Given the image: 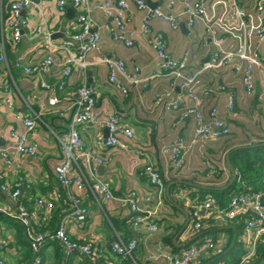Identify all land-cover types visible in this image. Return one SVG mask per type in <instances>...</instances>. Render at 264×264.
<instances>
[{"label":"crops","instance_id":"crops-1","mask_svg":"<svg viewBox=\"0 0 264 264\" xmlns=\"http://www.w3.org/2000/svg\"><path fill=\"white\" fill-rule=\"evenodd\" d=\"M12 1L0 0V52L4 57L0 61V147L14 141L12 130L25 132L22 121L16 119L17 114L24 117L38 115V125L28 133V137L38 145L39 154H12L9 161L0 162V184L7 182L11 190L18 184L21 186L18 187L20 193L17 199L13 200L8 193H0V257H5L10 264L27 260V246L18 240L25 235L24 231L18 236L20 229L16 228L17 223L9 218V214L16 213L20 204L30 208L33 200L48 190L60 191L53 175L54 166L62 161L55 134L68 129L75 109L77 89L82 85H91L96 90V108L103 115L110 112L121 114L134 135L131 138L119 135V139L126 143V149L115 147L106 150L97 136L101 134L107 137V128L99 122H88L78 126L83 147L106 156L107 164L98 167V174L108 183L113 195L119 198L131 195L144 215L148 216V221L156 223L158 227L153 232L146 224L133 227L130 224L132 212L127 203L105 200L86 187L77 192L82 204L89 209L85 227L78 229L68 223L67 234L79 243L95 241L102 248L98 251L97 259L90 261L78 250L68 256L62 251L59 257L58 243L52 242L50 245L45 244L42 250L43 264H123L124 259L112 253L109 245L114 235L123 237L127 230L130 231L128 240L132 238L137 243L135 258L141 264H164L162 253L178 252L209 236L220 240L222 252L231 238L230 247H233L235 240L237 246L232 254L223 258H216L218 254L213 250H205L196 264H235L243 253L242 222L234 220L227 226L213 224L201 232H192L189 204L179 199L175 190L193 191L188 185L223 186L231 176L225 167L226 153L236 146L264 142V75L260 71L261 64H256L253 70L252 92L245 91L241 74L235 73L231 67L202 70L214 50L204 21L212 24L223 37L222 47L237 48L245 44L248 55L254 50L264 54V46H258L255 38L256 28L264 25V0H203L204 20H196L192 26L187 25V16L182 14L185 6L182 0H146L150 9L158 8L165 14L177 15L176 25L155 17L151 20V27L163 37L170 58L183 64L187 75L198 74L200 84L196 89L202 97L199 107L203 115L208 117L209 111L216 109L230 130L227 136L212 140L203 148H187L183 152V164L178 169L171 168L168 156L162 154L160 148L174 141L185 145L190 141L195 128L194 121L188 118L176 122L178 110H174L170 103L177 100L190 105L192 101L181 89V81L172 79L161 67L162 61L153 50L150 37L141 31L143 12L138 11L131 2L125 15L127 29L134 31V34H126L132 42L126 45L123 41L113 40L109 30L113 25L112 18L100 9L94 10L92 18L102 26L98 47L87 56L85 68L72 67L71 74L64 79L65 85L61 87L63 76L60 63L66 52L59 48L44 50L46 38L37 32V28L51 31L53 43L60 46L69 34L81 31L76 10L69 3L64 10L59 11L55 0H40L37 4L24 7L21 10L24 20L22 36L15 44L5 24ZM101 1L93 0V3ZM237 8L243 12L239 14ZM242 21L249 27L248 33L243 29ZM49 54L54 59V65L48 71L32 74L15 66L18 59L32 64ZM112 56L124 62L126 75L117 72V77L127 89L126 95L108 81L109 70L104 59ZM135 68L138 69L136 72ZM131 74L140 80L137 83L129 82L127 75ZM43 82L50 84L52 90L44 87ZM5 90L13 100L11 109L2 100ZM157 95L163 99L159 104L154 103ZM51 96L60 98L56 105L57 113L52 110L49 112V107H46ZM229 99L233 101L232 111L227 109ZM149 160L155 162L165 185L171 181L182 184L171 190V200L165 192L161 206L156 203L152 184L144 171V165ZM81 170L88 177L85 166ZM192 193L191 198L199 197L200 200L208 195ZM58 207L52 213H58ZM224 253L227 254V251ZM213 255L216 256L211 259Z\"/></svg>","mask_w":264,"mask_h":264},{"label":"built area","instance_id":"built-area-1","mask_svg":"<svg viewBox=\"0 0 264 264\" xmlns=\"http://www.w3.org/2000/svg\"><path fill=\"white\" fill-rule=\"evenodd\" d=\"M182 1L185 4L182 14L187 16L188 26H192L196 20H204L205 3L203 0ZM55 2L59 11L64 10L66 5L70 3L77 12L76 20L81 27L80 33L69 34L60 46H56L53 43L51 31L42 27L37 28V32H41L46 38L43 46L44 50L59 48L66 52L60 63L63 76L60 83L61 87L65 85L64 79L71 74L72 67L76 65L80 68H85L88 64L87 56L98 47L102 26L96 24L93 20L91 14L94 10L100 9L112 18L113 25L109 30L113 40L123 41L126 45L132 44L126 34L132 35L134 31L127 29V18L125 15L132 2L138 11L143 12L141 31L150 37L151 46L157 57L162 61L161 67L168 72L172 79L181 81V89L184 90L188 99L192 101L190 105L177 100L170 103L174 110H178L176 115L178 121L176 122H183L191 118L195 123L192 138L187 145L182 144L180 141H174L160 148V152L168 156L171 168L178 169L182 166L184 161L183 152L187 148L191 146L203 148L208 142L218 140L230 133L226 121L219 117L216 109H211L208 117L203 115L199 107L202 97L196 89L200 84L198 74L187 75L184 72V65L176 63L168 55L161 34L154 31L151 27V20L155 17H160L176 25L178 22L177 15L165 14L158 8L150 9L146 0H130V2L128 0H102L95 4L93 0H55ZM31 4L33 3L30 0H13L10 4V15L6 19L5 24L15 44L21 39V28L24 25V20L21 18V10ZM237 12L241 14L243 10L237 8ZM204 24L206 32L212 38L214 50L210 54L208 61L203 64L202 70L231 67L235 73L241 74L245 91L252 92L254 88L253 70L256 64H261L260 71L264 75V54L254 50L252 54L248 55L245 44L237 48L222 47L223 37L219 35L212 24L205 21ZM242 25L243 29L248 33L249 27L245 25L244 21H242ZM255 38L258 46H264V25L256 28ZM3 59L4 57L0 52V61ZM104 61L109 70V83L126 95L127 89L117 77V72L126 75L124 62L114 56L105 58ZM52 65H54V59L50 54L48 56L44 55L39 62L32 64L29 62L25 63L21 59L15 62L16 67L32 74L39 71H48ZM137 70L135 68L134 71L136 72ZM127 79L131 83H137L140 80L133 74L127 75ZM43 86L52 90L48 83L43 82ZM95 94L96 90L93 86H80L77 89L75 109L68 129L61 134H55L62 154V161L54 166L53 175L65 192L63 193V191L57 189L48 190L33 200L31 210L20 204L16 213L9 214L12 218L21 222L24 226V234L29 240L30 257L19 264H43L42 250L48 241L53 240L63 249L64 253L67 254L66 256L72 251L78 250L82 256L90 261L97 259L98 251L102 249L101 246H98L95 241L82 243L73 241L67 234L68 223L74 224L78 229L85 227L89 209L82 204L77 192L85 190L86 187L91 192L101 195L105 200H117L127 203L131 208V223L133 227L146 224L150 231L157 230L158 225L148 221V216L144 215L143 210L131 198V195L126 198L114 196L108 183L98 174V167H104L107 164L106 156H101L83 147L78 126L88 122H99L107 128L109 132L107 137H103L101 134L97 136L102 147L106 150L115 147L126 149L127 145L119 139V135L128 138L134 135L133 129L121 114L110 112L103 115L96 108ZM168 94L166 93V95ZM2 100L6 107L12 108L13 100L6 90ZM162 100V97L157 95L154 103L159 104ZM59 101L60 98L57 96L48 98L46 107H49V112L51 110L53 113L58 112L56 105ZM229 101L227 109L232 111L233 101L231 99ZM37 116L24 117L20 113L16 115V119L22 121L25 132L17 133L12 130L11 136L14 141L11 144L0 147V162L9 161V156L12 154L20 156H36L39 154L38 145L28 137V133L34 131L38 125ZM82 166L87 169L88 177L82 172ZM144 166V171L152 184V193L157 199L156 203L161 206L166 192L165 181L153 160H149ZM18 185V187H21L20 184ZM18 187L15 186L11 190L9 184L4 182L0 184V193H8L9 197L14 200L19 197L20 189ZM191 193V191L184 189L175 190V195L189 204L191 209L190 230L197 233L213 224L227 226L234 220L241 221L244 237L242 243L243 253L235 264H256L259 257V248H264V192L261 190L233 192L229 196V202L226 207L221 206L217 198L212 194H208L204 199L200 200L199 197L191 198ZM149 199L150 197L147 196V200ZM57 205L60 206L62 212L59 214L57 227L54 231H49L46 227L53 214L52 211ZM41 228H43L42 231L40 230ZM219 242V239L212 236L204 237L178 252L162 253L161 259H163L164 264H196L198 258L205 250H213L216 254L222 252ZM136 245L137 243L134 239L124 240L119 235H116L110 243V250L116 255L131 256ZM0 264H10V262L5 257H0ZM258 264H264V259Z\"/></svg>","mask_w":264,"mask_h":264},{"label":"trees","instance_id":"trees-1","mask_svg":"<svg viewBox=\"0 0 264 264\" xmlns=\"http://www.w3.org/2000/svg\"><path fill=\"white\" fill-rule=\"evenodd\" d=\"M252 144H255V143H252ZM230 162H231L232 166L234 167L235 172L237 174L236 180H235V182H233L232 185H230L228 188H226L224 190L215 189L214 187H218V186H214V185H212V186H201V185L189 186L188 185V187H190L193 190L191 192H193L194 194L200 193L202 196H204L206 194H212L217 198V200L221 206L226 207L228 205V202H229V196L233 192H239L242 190L244 192L264 190V145L246 147V148L238 149L237 151H233L230 154ZM230 178H231V176L229 177V180H230ZM56 182H57V180H56ZM57 184L59 186V189L61 191H63V189L60 187L58 182H57ZM178 185H182V184H174V185L170 186L169 195L171 194V190ZM173 201H174V203H176L175 200H173ZM28 209L31 210L32 206ZM61 212H62V209L59 207H58V213L53 212L52 216L50 217L49 223L46 227L49 231H54V229L57 227L58 220H59V214ZM9 218L16 221V223H17L16 228L20 229V231L18 230V236H20L21 232L24 231V226L17 219L12 218L10 216H9ZM130 224L132 225L131 222H130ZM240 226L241 225H239L238 227H240ZM226 229L229 231V227H227ZM235 229H237L236 224H235ZM40 230L42 231L43 228H41ZM230 231L232 232L231 229H230ZM115 236L116 235L113 236V239L115 238ZM129 237H130V231L127 230L126 233H124L123 237H121V238L124 240H128ZM18 240L22 245L27 246V248H25V251H26L25 253H28L29 256L27 258H29L30 257L29 240L27 239V237L25 235ZM52 242L54 244L56 241H54V240L48 241L47 243H49V244H47V245L52 244ZM231 242H232V238L229 240L224 251L220 252V254L218 253V255L216 254L217 256L213 255L211 257V259H214L215 256H216V258H223L224 256H226L228 254H232L234 252V249L237 246V241L235 240L233 247H230ZM169 243L172 245L171 239L169 240ZM58 248H59V250L57 251V253H59V257H61L63 250L59 245H58ZM136 248H137V245H136ZM136 248H135V250H136ZM135 250L131 253V256H124V255H117V256L124 259L123 264H141L135 258V252H136ZM175 250H177V248H175ZM225 251H227V254L224 253ZM263 258H264V248H261L259 250V257H258L256 264H258Z\"/></svg>","mask_w":264,"mask_h":264},{"label":"water","instance_id":"water-1","mask_svg":"<svg viewBox=\"0 0 264 264\" xmlns=\"http://www.w3.org/2000/svg\"><path fill=\"white\" fill-rule=\"evenodd\" d=\"M32 3L34 4H37L40 2V0H30ZM261 145H264V142L262 143H258V144H249V145H244V146H236L234 148H232L231 150H229L226 155H225V166L227 167V169L229 170V172L231 173V178L230 180L224 184L223 186H220V187H214L215 189H218V190H224L226 188H228L230 185L233 184V182H235L236 180V177H237V174L235 172V169L234 167L232 166L231 162H230V154L233 152V151H237L238 149H241V148H246V147H253V146H261ZM178 181H171L169 183H167L166 185V193H167V196L169 198V200H171L170 198V195H169V189H170V186L173 185L174 183H177ZM174 240V239H173ZM185 246V245H184ZM183 247V246H182Z\"/></svg>","mask_w":264,"mask_h":264},{"label":"rangeland","instance_id":"rangeland-1","mask_svg":"<svg viewBox=\"0 0 264 264\" xmlns=\"http://www.w3.org/2000/svg\"><path fill=\"white\" fill-rule=\"evenodd\" d=\"M223 184H226V182L225 183H223ZM222 185V184H221Z\"/></svg>","mask_w":264,"mask_h":264}]
</instances>
